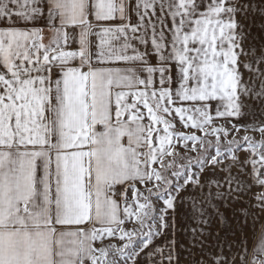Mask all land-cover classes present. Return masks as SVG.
Here are the masks:
<instances>
[{"label":"snow or ice","instance_id":"1","mask_svg":"<svg viewBox=\"0 0 264 264\" xmlns=\"http://www.w3.org/2000/svg\"><path fill=\"white\" fill-rule=\"evenodd\" d=\"M0 264H264V0H0Z\"/></svg>","mask_w":264,"mask_h":264}]
</instances>
